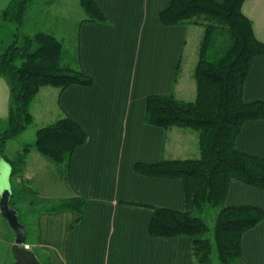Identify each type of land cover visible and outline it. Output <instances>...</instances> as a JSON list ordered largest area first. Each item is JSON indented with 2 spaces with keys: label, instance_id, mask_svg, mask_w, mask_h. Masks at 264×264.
I'll list each match as a JSON object with an SVG mask.
<instances>
[{
  "label": "crops",
  "instance_id": "1",
  "mask_svg": "<svg viewBox=\"0 0 264 264\" xmlns=\"http://www.w3.org/2000/svg\"><path fill=\"white\" fill-rule=\"evenodd\" d=\"M11 1L0 0V13ZM55 1L36 0L27 14L30 23L43 24L44 31L57 37L59 29L66 34L68 28L78 27L72 67L90 75L93 84L42 87L31 107L32 128L36 136L39 128L67 114L85 128L88 139L74 152L67 178L34 148L27 155L19 189L10 178V204L22 215L21 205L28 202L30 211L24 217H33L31 226L25 224L28 248L41 264H198L190 235L154 236L149 231L156 207L186 208L183 180L142 173L136 164L200 158L198 131L147 123L145 108L150 94L195 100L204 28L192 22L162 24L160 13L171 0H96L109 22L86 20L80 3L76 17L73 3ZM242 11L264 42V0H245ZM26 33L32 34L28 29ZM244 99L264 101V54L252 60ZM9 105L10 83L0 76L1 126ZM23 134L13 140H22ZM237 146L264 157V119L246 121ZM21 148L18 144L12 150L8 141L5 152L12 157ZM8 164L0 158V170L7 172ZM76 195L88 199L83 216L56 208ZM226 205L264 209V190L232 179ZM14 239L0 211V264L15 263ZM242 248L243 256L234 264H264V220L244 234Z\"/></svg>",
  "mask_w": 264,
  "mask_h": 264
},
{
  "label": "trees",
  "instance_id": "2",
  "mask_svg": "<svg viewBox=\"0 0 264 264\" xmlns=\"http://www.w3.org/2000/svg\"><path fill=\"white\" fill-rule=\"evenodd\" d=\"M35 1L12 0L0 13V29L15 26L8 38L0 35V76L10 83L9 114L0 131V158L11 165L12 181L22 176L32 148L59 167L60 174L67 178L74 152L88 139L85 128L66 114L39 128L35 140L16 155L11 157L5 152L9 140L33 126L31 107L42 87L64 89L73 84H93L90 75L62 62L61 39L44 30L32 34L21 30ZM78 1L86 20L109 22L96 0ZM244 1L171 0L160 13L164 25L192 22L204 28L195 68L197 96L185 101L173 94H150L146 98L145 121L164 129L180 126L198 131L201 156L137 163L136 169L183 180L186 208L156 207L149 231L154 236L190 235L198 264H211L214 243L221 264H234L243 256L244 234L264 220V209L259 206L226 205L232 179L264 190V157L241 151L237 146L244 123L264 119V101L244 99L252 60L264 54V42L257 38L252 21L242 11ZM87 205L88 199L76 195L62 200L56 208L74 210L83 216ZM207 208L216 210L213 226L203 216Z\"/></svg>",
  "mask_w": 264,
  "mask_h": 264
},
{
  "label": "rangeland",
  "instance_id": "3",
  "mask_svg": "<svg viewBox=\"0 0 264 264\" xmlns=\"http://www.w3.org/2000/svg\"><path fill=\"white\" fill-rule=\"evenodd\" d=\"M54 2H56V1L54 0ZM69 3L70 4L71 3L74 4L75 16L77 17V15H78V9H81L80 6H79V1L78 0H71V1L69 0ZM53 4H55V3H53ZM38 20L41 21V19H38ZM30 22H33V21H32V16L29 14V16H27V23L25 22L23 24V26L21 27V30L23 32L24 31L26 32L27 29L30 30V32H32V33L37 32V31H40V30H47L46 27H44L43 24H40V23H30ZM14 27H15L14 24L6 25L4 28H1L0 29V33H1L0 35L7 36V38H8V36H10L11 32H14ZM2 31H3V33H2ZM63 31H65V29L62 30V31L59 29V34L60 35H58V36H60V37H57L56 36L57 33H54V34H56L55 36L58 39H61L62 42H63L62 62L65 65L73 66L75 64V59H76V55H77V32H78V27H70V28H68L66 30V34H64V33L62 34ZM32 127H34V126L29 127V129L27 130V132H25L23 134L24 135L23 136L24 138H22V140H17V141H15V140H9L10 147L12 148V150H14L16 148V146H18V144H19V146H22L23 147L25 144L32 143L34 141L35 134H34V130H33L34 128H32ZM4 128H5V125H2V126L0 125V131L3 130ZM18 177H20V178L19 179L17 177L14 178L15 179V181H14V187L16 189H19V186H18L20 184L19 183V180L23 184L24 183V179H25L24 175L18 176ZM23 187H24V189L27 188L25 186H23ZM26 201H29V198H27ZM28 206H29L28 202H25V203H23V205H21V208L22 209H20V210L23 213H22V215L19 214V217H20V220L23 223L25 222L24 224H28L29 226H31L30 225L31 224L30 221L33 219L32 215H29L26 218L24 217V215H26L28 213L27 211H30V208ZM215 215H216V210H214L212 208H207V210L205 211V213H203L204 218L209 222V224L211 226H213V224H214ZM209 236L212 239V241L214 242L213 233H210ZM211 258H212L211 264H221L220 259H219V254H218L217 247H216L215 243H214L213 252L211 254Z\"/></svg>",
  "mask_w": 264,
  "mask_h": 264
},
{
  "label": "water",
  "instance_id": "4",
  "mask_svg": "<svg viewBox=\"0 0 264 264\" xmlns=\"http://www.w3.org/2000/svg\"><path fill=\"white\" fill-rule=\"evenodd\" d=\"M8 168L7 172L0 170V211L15 232L13 252L16 261L14 264H41L36 254L28 248L26 225L20 220L18 210L10 205L12 196L10 164Z\"/></svg>",
  "mask_w": 264,
  "mask_h": 264
}]
</instances>
